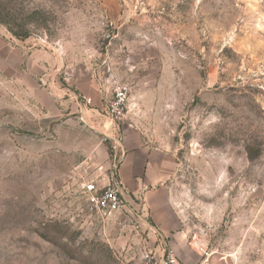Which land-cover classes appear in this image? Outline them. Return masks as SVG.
I'll return each instance as SVG.
<instances>
[{
	"label": "rangeland",
	"instance_id": "rangeland-1",
	"mask_svg": "<svg viewBox=\"0 0 264 264\" xmlns=\"http://www.w3.org/2000/svg\"><path fill=\"white\" fill-rule=\"evenodd\" d=\"M124 143L171 159L182 261L89 209ZM193 234L264 264V0H0V264H200Z\"/></svg>",
	"mask_w": 264,
	"mask_h": 264
},
{
	"label": "crops",
	"instance_id": "crops-1",
	"mask_svg": "<svg viewBox=\"0 0 264 264\" xmlns=\"http://www.w3.org/2000/svg\"><path fill=\"white\" fill-rule=\"evenodd\" d=\"M121 151L123 159L118 177L125 187L126 211L105 223V231L114 236L116 245L145 246L156 256H160V249L167 242L177 259L182 261L179 246L183 238L176 233L178 223L169 205L173 173L170 157L143 144L130 146L124 143ZM132 217H135L134 223H140L138 232L129 224Z\"/></svg>",
	"mask_w": 264,
	"mask_h": 264
},
{
	"label": "built area",
	"instance_id": "built-area-1",
	"mask_svg": "<svg viewBox=\"0 0 264 264\" xmlns=\"http://www.w3.org/2000/svg\"><path fill=\"white\" fill-rule=\"evenodd\" d=\"M117 93L119 98L125 95L122 89H119ZM112 148L115 150V147ZM120 161L121 158L117 162L113 159L111 168L108 174L105 175L103 184L92 180L81 185L82 192L87 198L90 211L102 221L113 219L118 213L126 211L123 183L117 174V163ZM188 247L202 259L200 264H210V255L207 254L208 241L204 235L193 234L189 239ZM141 258L145 264H160L156 262L150 252L144 253ZM161 264L179 263L174 255L168 252L164 260L161 261Z\"/></svg>",
	"mask_w": 264,
	"mask_h": 264
},
{
	"label": "bare ground",
	"instance_id": "bare-ground-1",
	"mask_svg": "<svg viewBox=\"0 0 264 264\" xmlns=\"http://www.w3.org/2000/svg\"><path fill=\"white\" fill-rule=\"evenodd\" d=\"M224 260H225V257H223V258H220V257H219L218 259H217L216 257H214V258L211 260V263H212V264H214V263H215V264H220V262H222V261H224ZM213 262H214V263H213Z\"/></svg>",
	"mask_w": 264,
	"mask_h": 264
}]
</instances>
